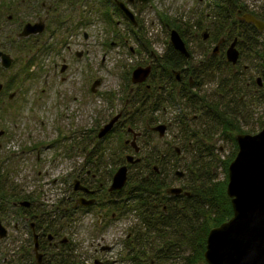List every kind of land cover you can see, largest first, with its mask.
Masks as SVG:
<instances>
[{"label":"flooded vegetation","instance_id":"flooded-vegetation-1","mask_svg":"<svg viewBox=\"0 0 264 264\" xmlns=\"http://www.w3.org/2000/svg\"><path fill=\"white\" fill-rule=\"evenodd\" d=\"M101 1V6L108 9L107 15L108 12L113 11L114 15L119 17L120 20L116 22V27L123 25L124 28L133 25L118 8L116 2L125 4L137 22L133 29L140 31V22L136 18L135 11L140 6L147 4L149 0L144 4L140 3L139 0H131L130 2L129 0H125V2L123 0ZM223 1L211 0V3L205 7L207 13L204 17L205 20L211 19L209 25H203V29H201V25L198 26V29L201 30L199 34L197 32L191 33L192 39L197 41L198 51L192 49L185 34L178 30L177 32L185 45L186 54L175 50L170 43L171 30L169 32L170 46L168 45L161 54L150 53V61L145 66L135 68L150 67V74L147 79L141 84L135 85L131 82L130 76L133 87L128 92L129 98L125 100L115 114V117L119 116L118 120L105 136L110 135L119 126L125 127L124 124H126L125 133L131 135V139L124 140L123 147L132 151L133 154H127L121 159L117 158L114 160V164L118 166L117 170L122 166H127V181L129 173L133 174L130 170L135 167V171L139 170L135 174L140 175L141 178L143 173L144 178H148L154 172L160 174V178L169 185L171 182L168 181L171 179H169V174H164L163 168L165 167L168 171V168L174 167L166 155H159L155 149H151L143 157H138L141 148L137 146L139 151L135 152L130 145L134 134L138 135L135 140L137 145L139 139L149 134H156L160 139H163L167 131L176 126L183 139L188 140L189 151H194L198 147L200 149L205 147L203 142L210 138L208 132L205 133L208 129L214 130L209 131L212 134L216 133V130L219 133V130H224V128L238 129L235 120L239 113L247 125L250 124L249 120L259 121L258 113H255L258 111L257 107L253 109L254 118L249 114L242 115L244 111L249 110V106L246 105L248 98L264 103L263 60L256 58L260 62L261 76L255 77L254 80L252 77L248 78L252 66L248 62L253 61L251 56L254 51L253 40L257 36L251 28L256 29L260 35L264 31V26L259 31L253 24L246 23L243 16L252 15L264 25V9L254 11L245 5H241V8L235 9L233 14L227 12L222 15ZM93 4V0H0V118L4 114L13 116V118L17 117L19 113L18 103L23 105L27 101L28 87H30L32 80L37 77L36 73L32 75L28 71L31 68L39 70L42 57H45L46 62L52 64L54 71L60 67L59 77L62 83L72 80L69 63L73 58L75 62L83 59L88 51L86 50L84 54L81 50L73 51V48L81 47L80 41L86 43L91 36L94 22ZM100 13L102 18L106 15L97 9V14ZM24 31L27 32L26 35H23ZM134 34L136 35L137 32ZM135 42L140 45L141 50H144L143 46L145 45L142 40L137 39ZM233 43L238 54L235 63L230 62L227 58V51ZM60 46L64 47L62 51ZM58 60H61L60 65H58ZM68 74L70 79L67 78ZM49 77H52L49 71L40 76L43 85L49 84ZM74 82L83 84L80 79H74ZM92 88L93 85L90 91L94 93ZM45 91L43 90V93ZM240 93L241 95L238 96ZM174 103H178L175 104L178 112L175 117H170L173 112L170 108ZM227 117L230 120L229 123L226 122ZM137 121L144 122L143 131L134 130L135 125L138 124ZM159 127L163 128L162 137L160 132L155 130ZM9 134L8 130L0 129V141L8 137ZM239 134L254 135L256 133L241 131ZM239 134L234 136V140ZM200 136H202V143L196 139ZM2 147L3 143L0 142V149ZM209 148L212 149L210 146ZM34 150L35 148L31 147L26 151L23 150L20 155L25 156ZM173 151L176 156L180 157L181 148L174 146ZM95 152V155L99 153L98 151ZM38 154L39 151H37V156L31 159L34 164L42 163L41 155ZM88 156H90V151L86 155L87 165L73 173L74 179L69 190V197L61 199L65 200V206H59L58 203L61 200L56 206L49 209L33 207L34 201L30 202L28 199L18 203V206L23 208V213L19 215V221L24 224L27 239L21 247L16 246L17 241H15L13 244L16 246L15 249L19 255H14L15 249L11 252L8 251V255L6 254L5 258L1 260V264H63L62 257L68 261V264H78L77 244H73L72 240L78 236L79 231L109 232L114 229L113 232L118 231L121 234L122 224L126 219L129 220V227L127 233L123 235L124 238L120 246L124 249L128 246L125 254L128 252L130 254L131 246H140V236L137 238L131 233V230L140 227L139 217L135 212L125 209L127 205L126 196H129L125 190L128 182L122 189L110 191L113 176L110 184H108L103 171L106 162L103 159L94 161ZM127 156H132L140 161L129 163ZM2 159L3 156L1 155L0 167L4 164ZM10 159L8 157L5 161L8 162ZM90 163L91 166H89ZM139 163L144 166H138ZM176 172H174V176L180 179L181 177H178ZM0 181L6 184V195L8 196V189L12 188L13 185H10V181L4 176L0 177ZM75 182L78 183L77 189H75ZM166 186L161 189L160 193L164 203H168L164 197L177 198L184 196L183 193L186 192L180 187ZM171 188H180L182 193L175 196L169 195L167 191ZM80 200L90 201L91 204L88 206L80 204ZM21 203H29V206L22 207ZM1 204L2 201L0 200V210L3 206ZM13 205L16 206V203ZM117 206H119L118 209ZM162 207L163 210L166 209L165 205ZM129 218L138 223L133 224ZM18 223L16 221L13 228L16 233L20 230ZM91 238L93 237L91 236ZM104 238L105 233L100 235L99 242L90 244L93 248V264H108L107 254L115 248V244L104 243ZM11 247L13 246L11 245ZM125 254L121 258L123 262L127 259L124 257ZM37 255L40 256V262ZM85 255L83 254V257ZM95 255L103 256L101 259L94 257ZM89 259L87 257L85 261ZM117 262L115 261L113 264H117ZM80 263L84 264V260Z\"/></svg>","mask_w":264,"mask_h":264},{"label":"rangeland","instance_id":"rangeland-1","mask_svg":"<svg viewBox=\"0 0 264 264\" xmlns=\"http://www.w3.org/2000/svg\"><path fill=\"white\" fill-rule=\"evenodd\" d=\"M100 1L93 0L94 22L89 40L86 43L80 41L81 47L73 48V51L81 50L84 54L86 50L88 51L83 59L75 62L73 58L69 63L72 80L62 83L59 77L60 67L54 71L52 64L46 62L45 57H42L40 69L31 68L28 71L32 75L36 73L37 77L28 87L27 101L23 105L18 103L17 117L13 118V116L4 114L0 118V129H6L10 133L8 137L0 141L3 143L0 156H3L2 160L4 161L0 168L3 176L10 181V185H13V188L8 189L7 199L1 200L3 206L0 210V219L8 231V237L0 240V264L5 255H8V251L11 252L16 246L21 247L27 239L24 224L19 221V215L23 213V208L21 209L18 203L28 199L30 202L34 201L33 207L49 209L56 206L64 197H69V190L74 179L73 173L87 165L86 155L89 151L88 158L93 160L97 156L95 151L99 152L98 156L106 151L102 158L106 162L103 171L108 184L117 171L118 166L114 164V160L121 159L127 154H133L132 151L123 147L124 140L131 139V135L125 133L126 124H124L125 127L115 128L104 139H98L97 132L115 117L125 100L129 98L128 92L133 87L130 82L132 71L136 67L145 66L150 61V53L161 54L168 45L170 46L169 32L176 29L165 23L176 21L175 23L180 25L181 33L185 34L190 46L196 51L198 49L197 41L192 39L191 33L199 34L201 30L198 29V26L201 25V29H203L202 26L206 24L208 26L211 21V19L205 20L204 18L207 13L205 7L211 3V0H149L147 4L140 6L135 11L136 18L140 22V31H135L133 26L124 28L123 25H120L116 27V22L120 20L119 17L114 15L113 11L108 12L107 15L108 9L103 8L102 1L101 4ZM123 1L125 2V0ZM241 5H245L250 10L259 11L264 9V0H241ZM97 9L106 15L102 18L101 13L97 14ZM135 32H137L136 35ZM137 39L143 41L144 50H141L140 45L135 42ZM253 43H256L259 48H253L256 52L264 48V31L257 40H253ZM63 48L60 46L61 51ZM253 53L251 54L253 61L248 62L252 65L248 78L252 77L254 80L255 77L261 76V68L260 62L256 60L257 56ZM62 55H64L63 52ZM60 63L61 60H58V65ZM47 71L52 77L48 78L49 84L46 86L43 85V77L40 79V76H43ZM69 77L68 74L67 78ZM74 79L82 80L83 84H76ZM97 81L100 84L92 93L90 88ZM43 90L46 91L43 93ZM248 92L250 93V90ZM178 103L171 105L170 110L173 112L170 117L177 115L178 110L175 104ZM246 105L249 106V110L244 111L242 116L249 114L254 118L253 109L257 107L258 111L255 113H258L259 121L249 120L250 124L247 125L246 121L241 118L238 109L239 115L235 121L240 130L224 128L218 133L216 128V133L212 134L209 131L214 130L208 129L205 133L208 132L210 138L203 142L205 145L204 148L202 147L203 149L198 147L197 150L189 151L188 140L183 139L178 127L175 126L167 131L163 139H160L156 134H149L139 139L137 146L141 148V153L137 156L143 157L151 149H155L159 155H166L174 165L173 168H168V171L165 167L163 168L164 174H169V179H171L168 181L171 183L166 184L167 186L180 187L186 192L194 187L202 189L200 185L209 180L199 177L204 172L200 168L209 169L207 172H210L214 179H211L213 189L221 182H226L227 186L228 176L224 163L230 159L232 161L237 153L234 136L241 131L257 133L264 126L263 101L259 102L256 99L248 98ZM143 118L145 119V117ZM226 122H230L228 117ZM137 123L134 130L143 131L144 122L137 121ZM204 137L207 138L205 135ZM201 138L202 136L196 139L201 142ZM174 146L181 148L180 157L174 154ZM31 147H34L35 150L25 156L20 155L23 150L26 151ZM37 151H39L38 155H41L42 163L34 164L31 159L37 156ZM8 157L12 160L7 162L5 160ZM17 160L18 162H15ZM134 168L132 167L130 172L138 173L139 170L136 172ZM175 171L183 173V176L180 179L176 178ZM133 174L129 183L130 187L135 181ZM214 202L218 203L217 198L214 199ZM14 203L16 206L13 205ZM16 221L19 222L20 227L17 233L13 231ZM130 221L133 224L136 223L134 219H130ZM122 225L121 234L118 231L113 232L114 229L109 232L79 231L78 236L72 240L73 244H77L78 262L84 260V264H93V248L90 244L99 242L100 235L105 233L104 243L115 244L114 250L107 254L108 264H113L115 261H118L117 264H129V259L121 261L125 249L120 246L124 238L123 235L128 231L129 220L126 219ZM171 233L170 235H172ZM182 239V237L178 240L176 237H171L173 242L170 243L173 244V247L170 250V259L157 261L149 253V258L147 256L145 260L152 264H185V256L190 255L191 252L188 240ZM83 254L86 255L83 257ZM14 255H19L16 249ZM102 256L95 255L94 257L102 259ZM87 257L91 260L85 261ZM196 264H203V262Z\"/></svg>","mask_w":264,"mask_h":264},{"label":"water","instance_id":"water-1","mask_svg":"<svg viewBox=\"0 0 264 264\" xmlns=\"http://www.w3.org/2000/svg\"><path fill=\"white\" fill-rule=\"evenodd\" d=\"M131 0H129L130 2ZM144 4L147 0H139ZM118 8L125 14L129 22L136 26L137 22L129 8L117 1ZM246 23L253 24L259 31L263 28V22L252 15H244ZM27 32L24 31L23 35ZM171 46L181 53L186 54L185 45L178 32H170ZM237 51L233 43L227 51L230 62L237 61ZM150 74V67L137 68L132 72L131 82L141 84ZM97 81L93 84V92L99 86ZM119 116L112 118L105 124L97 134L98 139H103L113 128ZM155 130L163 135V128ZM130 143L135 152L139 151L136 145V137ZM238 150L234 159L227 168L228 182L226 194L230 199L232 216L221 225L209 230L206 237L203 258L206 264H264V126L254 135L239 134L235 137ZM139 159L127 156V162L137 163ZM127 166L120 167L113 175L110 191L122 189L127 183ZM178 177L183 173L176 172ZM75 189L78 183L75 182ZM169 195H179L180 188H171L167 191ZM189 196L188 192L183 193ZM80 204L90 205V201L80 200ZM22 207H28L29 203H21ZM7 230L0 221V240L6 238ZM36 247V246H35ZM37 248V247H36ZM36 252V249H35ZM40 256L37 255L39 261ZM40 262V261H39Z\"/></svg>","mask_w":264,"mask_h":264},{"label":"trees","instance_id":"trees-1","mask_svg":"<svg viewBox=\"0 0 264 264\" xmlns=\"http://www.w3.org/2000/svg\"><path fill=\"white\" fill-rule=\"evenodd\" d=\"M238 8H241V0H224L221 14L224 15L227 12L233 14L235 9ZM175 22L167 21L165 24L181 33L180 25ZM251 29L255 35L260 36L256 29L253 27ZM257 36L254 37V40H257ZM253 46L257 48L256 43ZM254 54L258 60L264 61V48L259 52L254 51ZM102 156L103 153L99 156L97 154L95 160H102ZM230 162L231 159L224 163L225 171H227V165ZM140 165L144 166L139 163L138 166ZM200 169L204 172L199 177H205V179L209 180L200 185L202 189L196 187L190 189L188 197H164L168 203H164L160 196L161 189L166 186L164 179L160 178V174L152 172L148 178H144V176L141 178L140 175L135 174L133 175L135 178L134 184L130 187L129 183L131 182L132 174L129 173L128 183L125 187L129 196H126L127 205L125 209L135 212L140 221V227L131 230L134 236L136 235L137 238L140 236V246H131L130 254L128 252L124 256L129 259V264H152L151 262L147 263V260H145L147 256L149 258V253L157 261L170 259V250L173 247V244L170 243L173 242L171 237H176L177 240L181 237L186 239V241L188 240L191 254L185 256V264H196L197 262L206 264L203 260V253L207 234L212 227L221 225L232 216V208L230 199L225 192L226 182L218 183L217 187L213 189L212 180L214 179L210 172H207L209 169ZM1 176H3V173L0 168ZM6 191V184L0 181V198H2L0 200L5 201L7 199ZM216 198L218 203L215 204L214 199ZM64 201L61 200L58 203L59 206H65ZM163 205L166 206L165 210H163ZM118 208L119 206H117ZM126 250H128V246H126ZM61 260L63 264H68L64 257ZM78 264L82 263L78 262Z\"/></svg>","mask_w":264,"mask_h":264}]
</instances>
